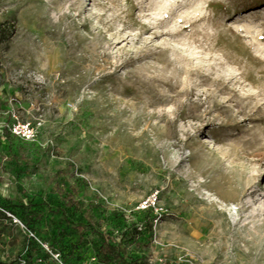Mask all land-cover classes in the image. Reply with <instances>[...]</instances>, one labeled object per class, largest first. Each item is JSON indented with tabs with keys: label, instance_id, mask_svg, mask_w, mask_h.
I'll list each match as a JSON object with an SVG mask.
<instances>
[{
	"label": "rangeland",
	"instance_id": "1",
	"mask_svg": "<svg viewBox=\"0 0 264 264\" xmlns=\"http://www.w3.org/2000/svg\"><path fill=\"white\" fill-rule=\"evenodd\" d=\"M58 252L264 264V0H0V264Z\"/></svg>",
	"mask_w": 264,
	"mask_h": 264
},
{
	"label": "built area",
	"instance_id": "2",
	"mask_svg": "<svg viewBox=\"0 0 264 264\" xmlns=\"http://www.w3.org/2000/svg\"><path fill=\"white\" fill-rule=\"evenodd\" d=\"M14 131L15 133L22 135L26 139L33 138L35 134V128L29 123L26 124L24 123L14 126ZM147 206H149V203H146L145 207ZM55 257L57 259V264H77L66 261L60 252L56 253ZM10 264H16V263H10Z\"/></svg>",
	"mask_w": 264,
	"mask_h": 264
},
{
	"label": "trees",
	"instance_id": "3",
	"mask_svg": "<svg viewBox=\"0 0 264 264\" xmlns=\"http://www.w3.org/2000/svg\"><path fill=\"white\" fill-rule=\"evenodd\" d=\"M153 211H154L153 206H152V205H149V206H147V207L143 210V213L146 214V215H150ZM63 258H64L66 261H68V262H73V261H71V260H69V259H66L65 257H63ZM73 263H75V262H73ZM144 264H150V263H148V262H144Z\"/></svg>",
	"mask_w": 264,
	"mask_h": 264
},
{
	"label": "bare ground",
	"instance_id": "4",
	"mask_svg": "<svg viewBox=\"0 0 264 264\" xmlns=\"http://www.w3.org/2000/svg\"><path fill=\"white\" fill-rule=\"evenodd\" d=\"M94 5H96V3H94Z\"/></svg>",
	"mask_w": 264,
	"mask_h": 264
}]
</instances>
